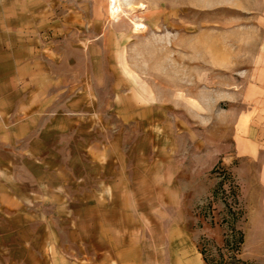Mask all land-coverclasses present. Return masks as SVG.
<instances>
[{
  "label": "rangeland",
  "instance_id": "374dc122",
  "mask_svg": "<svg viewBox=\"0 0 264 264\" xmlns=\"http://www.w3.org/2000/svg\"><path fill=\"white\" fill-rule=\"evenodd\" d=\"M117 1L0 0V264H264V0Z\"/></svg>",
  "mask_w": 264,
  "mask_h": 264
},
{
  "label": "crops",
  "instance_id": "0c3cea01",
  "mask_svg": "<svg viewBox=\"0 0 264 264\" xmlns=\"http://www.w3.org/2000/svg\"><path fill=\"white\" fill-rule=\"evenodd\" d=\"M259 68L256 80L245 89L244 109L236 123L238 155L249 165L248 181H259L264 188V63Z\"/></svg>",
  "mask_w": 264,
  "mask_h": 264
},
{
  "label": "bare ground",
  "instance_id": "6f19581e",
  "mask_svg": "<svg viewBox=\"0 0 264 264\" xmlns=\"http://www.w3.org/2000/svg\"><path fill=\"white\" fill-rule=\"evenodd\" d=\"M112 2H113V5H112V10H113V12L118 11V10H119L118 1H117V0H112ZM110 9H111V8H110ZM111 13H112V11H111ZM111 13H110V14H111ZM112 15H113V13H112Z\"/></svg>",
  "mask_w": 264,
  "mask_h": 264
}]
</instances>
